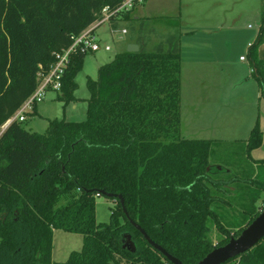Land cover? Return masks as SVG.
<instances>
[{
  "label": "trees",
  "instance_id": "obj_1",
  "mask_svg": "<svg viewBox=\"0 0 264 264\" xmlns=\"http://www.w3.org/2000/svg\"><path fill=\"white\" fill-rule=\"evenodd\" d=\"M123 0H0V129L47 73L55 54L100 21H129ZM247 50L250 75L264 98V0ZM136 5V4H135ZM134 5V6H135ZM133 6V7H134ZM140 23L139 50L117 53L86 79V117L49 120L43 134L12 122L0 136V264H171L131 224L177 258L196 264L237 237L264 208V159L258 118L248 138L216 158L218 140L181 137L180 36L169 34L147 50ZM87 53L75 52L56 100L74 102L76 76ZM36 113V106L33 110ZM78 196L55 210L60 197ZM119 195L107 223L95 219L97 192ZM262 200V201H261ZM82 236L81 250L52 262L53 231ZM218 234L217 242L212 239ZM130 236L135 253L122 248ZM225 264H264V238Z\"/></svg>",
  "mask_w": 264,
  "mask_h": 264
},
{
  "label": "rangeland",
  "instance_id": "obj_2",
  "mask_svg": "<svg viewBox=\"0 0 264 264\" xmlns=\"http://www.w3.org/2000/svg\"><path fill=\"white\" fill-rule=\"evenodd\" d=\"M262 5V0H142L138 2L131 9L130 20L119 22L115 31L107 22L96 28L95 35L99 50L94 53L89 52L84 57L82 69L76 76L77 88L74 93L76 100L63 108V103L56 100L58 93L47 92L44 99L36 104V113L31 111L26 115V119L22 124L23 127L29 132L43 134L48 127L49 120L84 121L86 117V99L89 96L86 79L95 80L100 66L112 61L117 53L126 51L127 42L130 39H137L140 23L144 24L142 37L147 42V50H152L162 41L164 36L169 34H177L181 39V33L184 31L195 30L194 37H198L200 41H203L204 36L215 39L226 36L227 30H217L216 26L222 25L224 28L232 26L234 31L230 33L234 34V45L228 48L221 43L214 42V45L210 48L212 50L210 60L207 57L206 46L197 45L195 49V45L190 42L193 36L183 39L186 44L188 43L189 48L184 49L180 57L184 78V86L182 87L181 84L182 117L180 134L185 139H202L198 129L203 125L194 124L203 111L200 107H194V103L214 100L218 91H213L209 87L211 85L218 86L217 88L220 90L218 96L223 97L222 103L230 107V112L233 113L234 117H241L245 111V114L252 112L255 118H258L263 142L259 149L251 153V157L253 160L264 159V98L260 97L258 99L259 94L256 97L257 85L250 76L246 53L247 44H252L257 34ZM136 17H140L137 22L133 20ZM231 20H235V24L229 23ZM124 28L127 30V34H121L120 31ZM205 31L208 34H205ZM200 35L203 37L199 38ZM106 45L110 47V51L104 50ZM191 47L195 50L191 51ZM195 57L199 60L197 63L189 62ZM206 57L207 62L205 61ZM241 57L245 60L241 61ZM204 113L203 117L205 116ZM188 115L190 118H187ZM205 119L208 120L209 118ZM211 119L213 118L209 120L211 121ZM218 119L215 120V123L205 125L211 127L213 125L216 130L223 129L225 126ZM237 121L232 122L235 124ZM232 122L231 125H233ZM220 135L217 139L223 144H221V147H215V151H217V160L222 161L224 157L221 150L235 140L225 134L221 133ZM248 135L247 129H240L235 139L236 141H242L247 139ZM77 196L78 193L74 191L60 197L54 209L64 207L75 200ZM262 200L264 201V197ZM113 204L111 199L100 195L95 196V219L97 223H107L109 221L110 209ZM211 237L216 243L218 234L213 231ZM82 245L81 235L60 230L53 231L52 262H64L71 252L81 250Z\"/></svg>",
  "mask_w": 264,
  "mask_h": 264
},
{
  "label": "crops",
  "instance_id": "obj_3",
  "mask_svg": "<svg viewBox=\"0 0 264 264\" xmlns=\"http://www.w3.org/2000/svg\"><path fill=\"white\" fill-rule=\"evenodd\" d=\"M140 17H136L134 18L133 20L137 22V20L139 21ZM234 22H236L235 20H231L229 23H233L235 24ZM125 29V28H124ZM216 29L217 30H227V34L225 37H217L216 39L215 38H211V37H206V36H201L199 38H202L203 37V41H200L198 39V37H194L195 36V30H191V31H184L183 33H181V41H180V57L182 55V52L184 49H188L189 46H188V43L186 44L185 41L183 39H185L186 37H192L193 36V39L190 41L192 42V45H195V49L197 48L196 46L197 45H204L206 46V52H208V56L209 57V60L211 59L212 57V50H210L211 46L214 45V42L217 43V44H223L224 46L226 47H231L232 45H234L235 41H234V34L233 33H230V32H233L234 31V28L232 26H229L227 28H224V26L222 25H218L216 26ZM126 30V29H125ZM207 31H205V34H208V32L206 33ZM129 44H135V40H132L130 39L128 42H127V46ZM249 44V43H248ZM248 44H247V49H246V53H247V50H248ZM194 48H190V50L192 51ZM194 49V50H195ZM257 56L259 59H262L264 60V43L258 48L257 50ZM207 57L205 59V61L207 62ZM241 60V59H240ZM199 60L196 59H193V60H190L189 62H193V63H197ZM243 61V60H241ZM223 69V68H222ZM251 76V75H250ZM181 84H182V87L184 86V78H183V72H182V61H181ZM209 84V82H208ZM257 85V83H256ZM224 86V85H223ZM226 86V85H225ZM214 85H211L209 88L212 89L213 91H220L216 86L214 87ZM211 91V90H210ZM257 94H256V97L257 95L259 94V97L258 99L260 98V93H259V89H258V86H257ZM218 92L216 93V101H215V98L214 100L212 99V101H205V102H202V103H194L192 105H194V107L196 108H199L203 111V113L205 114V116L203 117V113L200 114V118L195 120L196 123L194 125H203V127H199L198 131L200 133V135H202V139H205V140H218L217 138L219 136H221L220 134H225L227 137H233L234 140L236 135L238 134V132L240 131V129L244 130L247 129V133L250 132L251 128L253 127L257 117L255 118L254 114L252 112H249L248 114H245V111L243 112L244 115H241L240 116H233L230 112V107L228 105H224L221 101L223 99V97H221L220 95L218 96ZM220 93V92H219ZM251 96V95H250ZM250 99H252L250 97ZM188 107V106H187ZM182 109V108H181ZM247 113V111H246ZM202 115V116H201ZM182 117V115H181ZM213 118L211 119V121L208 119H205V118ZM187 118H190V116L188 115ZM204 118V120H203ZM219 118V119H218ZM218 119L221 121V124L223 122V125L225 127H223V129H219V130H216L213 128V125L212 127L209 126V125H205V124H209V123H215V120ZM237 121V123H233L234 121ZM233 121V122H232ZM231 122L233 125H231ZM202 123V124H201ZM217 125V124H215ZM231 125V126H230ZM247 127V128H246ZM256 151V150H254Z\"/></svg>",
  "mask_w": 264,
  "mask_h": 264
},
{
  "label": "built area",
  "instance_id": "obj_4",
  "mask_svg": "<svg viewBox=\"0 0 264 264\" xmlns=\"http://www.w3.org/2000/svg\"><path fill=\"white\" fill-rule=\"evenodd\" d=\"M142 0H123L120 7L117 11H127L135 4ZM109 15L104 11L103 18L92 24L86 30L81 32L77 37L72 40L71 45L55 54L56 62L51 67V69L47 73L40 72L37 76V86L33 93L26 99V101L19 107V109L10 117V119L2 126L0 129V136L2 132L12 123V122H24L26 119V115L29 114L34 106L37 103L41 102L46 93L49 91L59 92L61 88V77L64 73L65 68L69 62V57L72 53L81 52V53H94L99 50V45L97 43V38L95 35L96 28L104 22L108 23ZM115 31V30H113ZM121 34H127V30L122 29ZM251 46V43L248 44V47ZM105 51H110V47L108 45L104 46ZM241 60H245L241 57ZM261 205H264V201L261 202Z\"/></svg>",
  "mask_w": 264,
  "mask_h": 264
},
{
  "label": "water",
  "instance_id": "obj_5",
  "mask_svg": "<svg viewBox=\"0 0 264 264\" xmlns=\"http://www.w3.org/2000/svg\"><path fill=\"white\" fill-rule=\"evenodd\" d=\"M139 50L138 45L129 44L127 46L126 52L135 53ZM97 195L106 197L108 199H118L121 206L123 207V200L119 195H113L105 193L104 191L97 192ZM130 224L143 236L145 241L156 251H158L168 262L171 264H182L177 258L169 255L164 249L159 245L152 242L145 232L135 225L132 221ZM264 238V208L259 212L255 219L247 225L240 234L229 239V241L219 247L214 248L209 252L203 259H201L196 264H225L229 260H232L239 255L251 250L256 244H258ZM122 248L126 249L130 253H135V245L130 240L129 235L123 237Z\"/></svg>",
  "mask_w": 264,
  "mask_h": 264
}]
</instances>
